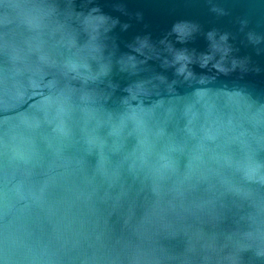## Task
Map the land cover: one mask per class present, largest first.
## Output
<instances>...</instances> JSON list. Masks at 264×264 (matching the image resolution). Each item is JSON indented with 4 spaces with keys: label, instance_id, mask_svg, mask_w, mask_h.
I'll return each mask as SVG.
<instances>
[{
    "label": "water",
    "instance_id": "water-1",
    "mask_svg": "<svg viewBox=\"0 0 264 264\" xmlns=\"http://www.w3.org/2000/svg\"><path fill=\"white\" fill-rule=\"evenodd\" d=\"M0 264H264V0H0Z\"/></svg>",
    "mask_w": 264,
    "mask_h": 264
}]
</instances>
